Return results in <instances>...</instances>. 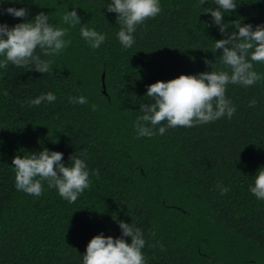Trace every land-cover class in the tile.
<instances>
[{
  "label": "trees",
  "instance_id": "obj_1",
  "mask_svg": "<svg viewBox=\"0 0 264 264\" xmlns=\"http://www.w3.org/2000/svg\"><path fill=\"white\" fill-rule=\"evenodd\" d=\"M110 3L0 0V9L29 10L22 19L0 15V23L12 27L43 12L50 24L68 29L64 39L70 40L55 57L37 49L53 60L49 73L32 65L0 68V264H83L91 238H121L118 221L143 232L146 264H264V200L249 191L264 167V79L226 86L236 108L230 119L137 138L140 105L152 102L148 85L181 74L230 72L222 50L212 52L225 37L207 13L217 8L215 0L202 6L200 0H160L161 12L136 27L135 42L125 49L117 14L106 9ZM235 3V12L224 13L229 33L238 32L239 22L264 25V0ZM73 9L81 25L105 34L99 48L82 38L81 25L63 23ZM253 67L264 77V63ZM48 92L54 102L29 103ZM74 96L88 103H70ZM45 148L62 153L65 166L71 155L85 159L90 187L74 203L46 181L39 197L16 189L13 157Z\"/></svg>",
  "mask_w": 264,
  "mask_h": 264
},
{
  "label": "clouds",
  "instance_id": "obj_2",
  "mask_svg": "<svg viewBox=\"0 0 264 264\" xmlns=\"http://www.w3.org/2000/svg\"><path fill=\"white\" fill-rule=\"evenodd\" d=\"M20 2V0H16ZM207 0H200V5ZM216 9H209L212 22L219 27L225 38L215 40L214 50H222V64L230 69L202 72L198 75H179L167 82L157 81L147 86L146 95L151 103L140 105V115L135 122L137 138L154 135H164L169 128H191L198 124H207L222 117L231 118L236 108L232 101L226 98V86L237 84L245 87L253 86L264 79L254 70V63H264V25L251 24L234 26L238 32L229 33V23L224 22V13L235 12V0H215ZM109 13L117 14V23L121 25L117 33L120 44L131 48L134 44L133 33L138 25L156 17L161 12L160 0H111L107 6ZM26 7H8L0 9V15L8 14L14 18H25L28 15ZM62 21L74 27L81 25V18L75 9L67 11ZM68 29L55 27L49 22V16L43 12L35 15L32 20L17 23L12 27L0 23V68L7 69L9 64L26 68L34 66V70L44 74L52 70V59H42L37 49L44 57H55L62 52L70 40L64 37ZM80 35L91 48H99L105 41V34L81 25ZM206 64L212 63L205 60ZM56 100L52 92L41 94L29 101L33 106L41 103H51ZM69 102L84 105L88 103L84 96L70 97ZM255 100L250 102L254 107ZM95 111L96 106L92 105ZM166 126H157L164 124ZM87 156L86 150L82 154ZM70 165L62 163V153L43 149L38 153L26 156H15L12 165L15 169V187L18 191L39 197L43 192L42 182L46 181L48 188H55L60 197L69 203H74L84 190L90 187V174L84 158L70 156ZM93 175L98 176L94 170ZM221 195L229 189L217 185ZM249 191L258 200H264V167L257 170L253 185ZM121 238L105 237L99 234L91 238L83 255V264H146L142 249L145 247L143 232L124 221H118ZM153 235L155 233L153 232ZM123 237L130 238V243ZM163 250V245H160Z\"/></svg>",
  "mask_w": 264,
  "mask_h": 264
},
{
  "label": "water",
  "instance_id": "obj_3",
  "mask_svg": "<svg viewBox=\"0 0 264 264\" xmlns=\"http://www.w3.org/2000/svg\"><path fill=\"white\" fill-rule=\"evenodd\" d=\"M103 86V85H102Z\"/></svg>",
  "mask_w": 264,
  "mask_h": 264
}]
</instances>
